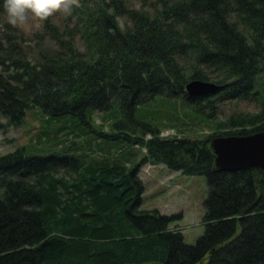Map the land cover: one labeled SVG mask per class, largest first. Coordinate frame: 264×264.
Listing matches in <instances>:
<instances>
[{"label": "trees", "instance_id": "1", "mask_svg": "<svg viewBox=\"0 0 264 264\" xmlns=\"http://www.w3.org/2000/svg\"><path fill=\"white\" fill-rule=\"evenodd\" d=\"M24 36L0 8V117L42 121L0 155V264H264V178L215 170L209 148L264 131V0H74ZM194 80L221 88L191 95ZM226 100L260 110L223 121ZM146 163L206 179L193 244L179 215L142 209Z\"/></svg>", "mask_w": 264, "mask_h": 264}, {"label": "rangeland", "instance_id": "2", "mask_svg": "<svg viewBox=\"0 0 264 264\" xmlns=\"http://www.w3.org/2000/svg\"><path fill=\"white\" fill-rule=\"evenodd\" d=\"M67 15L63 13L54 14V20L60 22ZM41 21L30 19L23 26L15 27L20 29L28 41L33 34L39 30ZM30 46L35 44L30 41ZM34 43V44H33ZM219 118L226 121L235 114H256L260 110L258 103L254 101H223L219 104ZM99 121V120H97ZM42 121L37 111H30L26 114L24 123L20 126L8 124L0 117V155L15 150L19 146L30 145L39 139L38 132L41 131ZM183 131H177L170 127L162 126L161 136L168 137H187L196 139L204 134L210 133L207 129L196 126L189 130L184 127ZM106 129V128H105ZM45 131L41 132L42 136ZM179 133V134H178ZM46 141V138L40 139V142ZM145 150L141 149V154ZM141 159V158H140ZM139 176L144 185V194L142 195V209L145 211L157 210L161 214H177L182 219L173 223L170 227L183 233L184 240L193 244L196 239L204 232L202 217L204 215V200L207 197L208 189L206 179L201 176H184L179 171H171L163 164L146 163L142 166Z\"/></svg>", "mask_w": 264, "mask_h": 264}, {"label": "water", "instance_id": "3", "mask_svg": "<svg viewBox=\"0 0 264 264\" xmlns=\"http://www.w3.org/2000/svg\"><path fill=\"white\" fill-rule=\"evenodd\" d=\"M220 88L221 86L215 83L198 80L186 85V91L191 95L212 93ZM209 148L215 170L232 172L254 169L264 178V131L242 136L214 137L209 141Z\"/></svg>", "mask_w": 264, "mask_h": 264}, {"label": "clouds", "instance_id": "4", "mask_svg": "<svg viewBox=\"0 0 264 264\" xmlns=\"http://www.w3.org/2000/svg\"><path fill=\"white\" fill-rule=\"evenodd\" d=\"M74 0H0V8L6 22L15 27H20L30 19L41 22L57 13L71 15Z\"/></svg>", "mask_w": 264, "mask_h": 264}]
</instances>
